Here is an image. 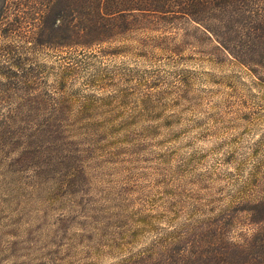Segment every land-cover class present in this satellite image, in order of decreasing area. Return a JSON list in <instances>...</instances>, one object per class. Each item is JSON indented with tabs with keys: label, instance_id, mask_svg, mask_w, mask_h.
<instances>
[{
	"label": "rangeland",
	"instance_id": "obj_1",
	"mask_svg": "<svg viewBox=\"0 0 264 264\" xmlns=\"http://www.w3.org/2000/svg\"><path fill=\"white\" fill-rule=\"evenodd\" d=\"M180 27L6 38L26 77H0V264H160L200 234L197 264H227L232 216L264 196V81Z\"/></svg>",
	"mask_w": 264,
	"mask_h": 264
},
{
	"label": "trees",
	"instance_id": "obj_2",
	"mask_svg": "<svg viewBox=\"0 0 264 264\" xmlns=\"http://www.w3.org/2000/svg\"><path fill=\"white\" fill-rule=\"evenodd\" d=\"M181 25L202 30L264 81V0H0V37L6 40L0 50L12 67L0 68V77H26L19 75L24 64L12 58L18 47L7 42L8 37L36 48L75 47ZM240 204L244 216H232V223L237 219L243 227L235 240L227 229V264L246 257L250 263L264 264V196ZM201 236L197 244L180 238L178 254L162 258L160 264H197ZM219 237L222 242L224 234Z\"/></svg>",
	"mask_w": 264,
	"mask_h": 264
}]
</instances>
